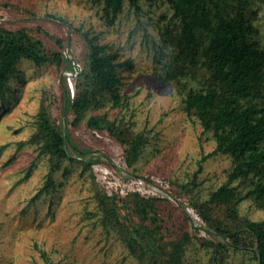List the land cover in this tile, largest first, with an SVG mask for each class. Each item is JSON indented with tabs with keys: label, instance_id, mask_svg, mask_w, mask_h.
Instances as JSON below:
<instances>
[{
	"label": "rangeland",
	"instance_id": "obj_1",
	"mask_svg": "<svg viewBox=\"0 0 264 264\" xmlns=\"http://www.w3.org/2000/svg\"><path fill=\"white\" fill-rule=\"evenodd\" d=\"M139 7L123 0L114 14L95 0H0L3 27L27 28L49 56L64 52L79 70L87 64L83 33L97 36L115 54L117 94L127 99L126 105L113 106L106 94L74 125L64 81L73 97L77 75L68 79V62L20 59L0 95V264H141L126 246L120 224L104 222L98 198L116 196L118 217L128 230L152 226L137 213L133 193L140 206L151 204L157 212L164 242L189 236L181 264H257L253 238L244 234L248 246H233L197 213L195 205L227 180L231 158L213 153L212 134L184 112L183 89L161 78L178 31L171 5L140 0ZM246 13L257 29L254 39L264 47V0H251ZM41 108L65 135L72 159L41 151ZM91 115H105L126 136L142 138L132 165L123 144L86 125ZM129 181L133 188L124 185ZM212 208L213 218L230 225L225 206ZM238 212L253 221L264 217L250 199Z\"/></svg>",
	"mask_w": 264,
	"mask_h": 264
},
{
	"label": "trees",
	"instance_id": "obj_2",
	"mask_svg": "<svg viewBox=\"0 0 264 264\" xmlns=\"http://www.w3.org/2000/svg\"><path fill=\"white\" fill-rule=\"evenodd\" d=\"M95 1L103 2L105 10L114 14L123 2ZM127 1L139 10L140 0ZM166 1L172 8L170 19L178 22V31L174 36L169 34L173 49L161 78L183 89L184 112L196 118L203 132L212 134L213 153L227 154L231 158L227 180L212 191L208 199L195 205L197 213L217 235L231 239L233 246H248L244 234L253 238V256L257 264H264V217L253 221L242 218L238 212L239 204L246 199L264 211V47L254 39L257 29L246 13L251 0ZM83 35L88 47L87 64L79 70L64 52L49 56L43 42L33 37L27 28L11 31L0 24V95L6 91L21 58L39 64L51 57L58 62L66 60L70 72L77 75L73 97L64 81L66 103L75 114L74 125L106 94L112 95L113 106L126 105V97L117 94L121 79L115 54L107 44L100 43L97 36L89 32ZM55 40L62 45L61 39ZM38 116L37 141L42 143L41 151L58 159L71 158L65 135L49 120L44 109L41 108ZM86 125L107 131L123 144L126 163L132 165L139 155L140 136H126L105 115H91ZM92 161L88 160L86 165L90 167ZM130 195L137 197V213L152 226L142 224L128 230L118 217L116 196L100 194L104 222L120 224L126 246L141 264H181L189 236L184 234L178 240L164 242L157 212L151 204L140 206L142 200L138 193ZM218 206L226 207L230 225L212 217V207ZM149 211L153 214L149 215Z\"/></svg>",
	"mask_w": 264,
	"mask_h": 264
},
{
	"label": "built area",
	"instance_id": "obj_3",
	"mask_svg": "<svg viewBox=\"0 0 264 264\" xmlns=\"http://www.w3.org/2000/svg\"><path fill=\"white\" fill-rule=\"evenodd\" d=\"M73 77V79H75V75H73V73H71L70 72V75H69V77H68V79L70 80V78L71 77ZM75 81V80H74ZM69 83H71L70 81H69ZM127 188L128 187H131L132 186V188H133V182H131V181H129V184L127 183V184H124ZM135 185H137L138 187H140L141 186V183H138V184H135ZM124 187V186H123ZM142 187H144V186H142ZM138 190H140V189H138ZM150 190V189H149Z\"/></svg>",
	"mask_w": 264,
	"mask_h": 264
}]
</instances>
